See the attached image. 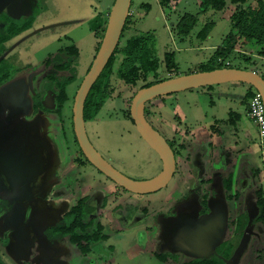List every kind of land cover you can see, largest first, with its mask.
I'll list each match as a JSON object with an SVG mask.
<instances>
[{
  "label": "flooded vegetation",
  "instance_id": "af4514ba",
  "mask_svg": "<svg viewBox=\"0 0 264 264\" xmlns=\"http://www.w3.org/2000/svg\"><path fill=\"white\" fill-rule=\"evenodd\" d=\"M56 1L0 0V78L3 79L0 89L18 82L9 94H0V264H117L114 258L122 254L126 257L125 264H228L248 228L254 231L251 240L257 238L256 232L259 239L264 237V222L258 221L259 209L250 224L249 213H240L237 205L245 196L246 209L248 207V193L251 191L248 192L245 181H240L239 176L245 170L253 173L248 170V164L242 168L237 166L238 163L231 164L224 147H219L220 153L216 152L217 155L211 158L213 154L208 156L198 146L192 150L190 159L183 158V144L174 138L175 127L170 137L171 127L164 131L150 119L149 107L153 101L146 104V119L156 132L159 133L160 129L166 133L168 139L159 134L172 149L176 161L171 181L176 173L177 180L166 197L154 201L143 198L168 188L171 181L154 193H134L114 182L87 159L75 133L73 107L78 91L70 108V129L65 127V106L69 101L67 89L78 80L80 51L75 40L67 36L68 45L56 53H47L39 68L27 69L30 64L23 61L29 53L25 45L31 44L37 35H41L38 40L44 39V43L46 39L54 38V34L44 36L43 32L57 30L59 33L64 25L74 24L62 23L59 18L47 14ZM110 11L106 16L92 17L95 36L98 41L100 39L97 53L105 36ZM43 16L47 23L36 27L38 19ZM132 16L130 10V20ZM54 39L61 41L59 37ZM70 48L76 49L75 56L64 54ZM69 61L73 63L72 72L54 73L55 62L61 66ZM70 76L75 80L66 88L68 99L59 104L58 87ZM29 83L28 95L26 85ZM130 119L141 140L157 154L141 137L132 116ZM95 120H85V123ZM68 132L76 150L65 144ZM50 150L54 151V159L55 155L59 158L53 168H49ZM157 156L163 171V161ZM70 159L75 166L71 170L67 164ZM182 163L186 166L184 170L180 169ZM223 164L231 165L232 170L227 171ZM231 176H235L236 184L229 192L224 181ZM257 191L264 197L262 187ZM252 193L255 194L254 189ZM222 196L227 202L228 220L221 238L224 233L222 221L214 224L207 218L212 212L211 201ZM232 205L235 217L231 219ZM243 215L247 216V223L240 235L237 221ZM111 238L118 239L122 246L123 241H132V244L119 252L115 244L108 243ZM247 253L250 256L246 258ZM263 261L264 251L250 252L248 246L236 264H261Z\"/></svg>",
  "mask_w": 264,
  "mask_h": 264
},
{
  "label": "rangeland",
  "instance_id": "374dc122",
  "mask_svg": "<svg viewBox=\"0 0 264 264\" xmlns=\"http://www.w3.org/2000/svg\"><path fill=\"white\" fill-rule=\"evenodd\" d=\"M87 1L57 0L54 2L49 7L47 14L59 18L62 23L72 22L74 24L64 25L59 33H57V30L43 32L44 36L53 33L54 38H61L60 42H56L54 38H49L42 43L44 39H41L42 41L38 40L41 35H37L36 38L32 39L31 44L25 45L29 53L25 56L26 58L23 57L25 58L23 61L30 64L27 69L39 68L41 66L40 61L46 57L47 53H56L59 49L68 45L67 36L75 40V44L80 51V57L77 67L78 80L67 89L69 101L65 106V127L68 130L70 129L69 114L74 95L94 61L98 42L100 41L95 36L96 26L92 21L93 12L89 10ZM114 1L96 0V3L100 4L97 8L108 13V7L114 4ZM164 1L133 0L131 6L133 16L127 26L121 46L131 37L151 33L156 37L157 50L162 61L166 52L175 53L181 75L203 72V66L209 64L211 57L216 49L221 46L225 37L234 33L231 25L233 13L239 8L256 4V0H248L246 4H233L232 0H226L227 3L223 10L214 11L209 9L205 11L202 6L205 0H169L165 7L163 6ZM146 6L151 7L150 12L147 11ZM185 15L198 18L197 25L187 38H183L177 32V25ZM45 16L38 19L36 27L44 26L47 23L45 20L43 21V19H47L44 18ZM209 23H211L210 35L206 40L201 41L199 34ZM239 52L242 54L236 55L235 60H230L227 63L228 66L232 65V67L242 70L247 68L249 71H258L259 74L264 73V58L258 55L256 44L241 41ZM243 55L251 57L256 65L254 67L247 66L242 57ZM122 59L123 57L119 55L114 67L112 76L113 97L107 100L95 121L86 123V128L95 148L116 169L132 179L147 180L162 171V163L157 154L151 151L141 140L136 128H134L130 119V106L135 94L148 80L142 77L136 86L127 85L121 77L120 64ZM222 61V59H219L217 65L223 64ZM162 76L164 78L174 77L173 74L165 71L164 65ZM249 89L250 86L240 83H226L199 88L153 101L150 103L149 111L151 112L150 119L160 129L166 131L167 127L172 128L169 134L170 137H172L173 128L175 127L174 132L176 135L174 134V138L183 144L185 151L183 158L188 157L190 159L193 156L192 150L198 148V146H200V149L202 148L201 151L207 152L208 156L213 154L211 158L214 157V154L217 155L216 152L220 153L219 147H224L229 153L231 164L238 163L239 168L248 164V170H251L254 174H250L245 170V173L239 175L240 181H245L247 189H249L248 192L251 191V194L248 193V200L250 198L257 200L259 197V191L257 190L261 187L264 189V172L262 171L260 158L262 149L259 145L258 128L245 115L247 112L245 95ZM235 114H239L240 119H237ZM200 126L202 127L198 129ZM154 127L157 128L155 125ZM160 129H158L159 133L168 139L166 133ZM68 133V142H65V144L71 150H76L72 135L70 132ZM55 159L59 160L58 156L55 155ZM72 162L71 159L69 162L67 161L69 170L75 168ZM184 165L182 163L180 169L184 170L186 168ZM210 167L208 166V168ZM223 168L227 171L232 170L229 164L228 166L224 165ZM257 171L259 175L256 174ZM176 180L177 173L168 188L155 194L146 195L143 198H145V201H154L159 197H166L171 187L174 188ZM252 189H254L255 194L252 193ZM242 194L244 195L245 192H242ZM249 196L251 197L249 198ZM244 197L237 202L240 213L247 212ZM234 210L235 207L232 205L231 219L235 217ZM255 237L257 238H253L249 243L250 252L253 250L257 252L264 251V237L262 236L259 239L257 232ZM117 241L118 239L111 238L108 243L115 244L119 252L132 244V241H128V243L123 241L121 242V244L123 243L122 246ZM249 256L250 253H247L245 257ZM114 261L117 264H125L126 257L122 254L116 259L114 258ZM261 264H264V261Z\"/></svg>",
  "mask_w": 264,
  "mask_h": 264
},
{
  "label": "water",
  "instance_id": "95a60500",
  "mask_svg": "<svg viewBox=\"0 0 264 264\" xmlns=\"http://www.w3.org/2000/svg\"><path fill=\"white\" fill-rule=\"evenodd\" d=\"M132 2L133 0L114 1L100 49L90 71L83 80L75 97L73 107L74 125L78 142L84 154L99 171L131 192L149 194L167 186L175 173L176 161L174 153L168 143L148 123L145 116L146 104L158 98H163L172 94L226 83H240L252 87L261 95L264 103V73L259 74L258 72L236 68H222L208 72H199L172 77L150 87L140 89L132 100L131 116L141 137L163 161V171L157 177L146 181H136L124 176L108 164V162L91 144L86 132L84 109L91 89L107 67L117 46L119 45L123 29L130 15ZM16 83L18 84L16 81L11 82L2 87L0 89V94H9L16 88ZM26 89H28L29 95V89H31L30 83L26 85ZM29 100L30 98L28 101ZM50 152L52 159H49V168H53V164L57 163L58 160L53 157L54 151L50 150ZM257 201L258 199L256 200L255 198H250L247 203V213H249L251 218L250 224L252 219L258 215ZM211 203H213L211 206L212 212L208 216L207 221L214 224H216L217 221H222L224 225V233H221L222 238V235L226 232L228 220L227 202L225 197L222 196L220 199L217 198L213 202L211 201ZM253 233L254 231L251 228L247 229L238 250L228 264H236L238 262L248 249Z\"/></svg>",
  "mask_w": 264,
  "mask_h": 264
},
{
  "label": "trees",
  "instance_id": "16d2710c",
  "mask_svg": "<svg viewBox=\"0 0 264 264\" xmlns=\"http://www.w3.org/2000/svg\"><path fill=\"white\" fill-rule=\"evenodd\" d=\"M247 1L248 0H232L233 4H246ZM255 2V5L251 4L247 7L239 8L233 13L231 16V25L234 33L225 37L221 46L216 49L215 53L211 57L209 64L203 66V72L222 68H234L232 65L228 66L227 63L230 60H235L236 55L239 56V54H242L239 52L241 41L256 44L258 47V55L261 58H264V0H256ZM168 3L169 0H165L163 6L165 7ZM226 3V0H205L202 6L205 8V11H208L209 9L221 11L225 8ZM146 7L148 9L147 11L150 12L151 7ZM130 21V17H128L119 45L117 46L106 69L103 71L102 75L88 95L84 113L85 120L87 122L95 120L107 100L113 97L112 76L117 57L119 55L123 57L120 64L122 70L121 77L123 81L130 86H136L142 77L148 80V82L141 88H147L168 79L162 76L163 65L165 67V71L169 74H173L174 77L181 75L175 53L166 52L162 61L157 50L156 37L151 33L131 37L123 46H121L125 31ZM197 23L198 18L196 16L185 15L177 25V32L183 38H187L194 30ZM210 32L211 23L207 24L199 34L200 40H206L209 37ZM67 51H65L64 54H77L75 48H70ZM242 57L244 58V62L247 66L254 67L256 65L255 62L252 61L251 57H245L244 55ZM219 59L223 60V64L217 65V61ZM55 65V74H57L58 71H73V63L71 61L62 64L61 66H58L55 62ZM244 70L249 69L246 68ZM2 80L3 79L0 78V83ZM74 80L75 77L70 76L58 87L60 91L59 104H64L67 101L68 98L66 88L68 85L73 83ZM255 92L256 91L252 87H250L247 91L245 95V105H247V108L249 101L253 98ZM235 117L240 119L239 114H235ZM235 184V176H231L229 179H225L224 181L225 189L229 192L233 191ZM258 194V221L264 222V197L262 193L259 192ZM237 222L238 232L241 235L247 223V216H241Z\"/></svg>",
  "mask_w": 264,
  "mask_h": 264
},
{
  "label": "built area",
  "instance_id": "2783aa9c",
  "mask_svg": "<svg viewBox=\"0 0 264 264\" xmlns=\"http://www.w3.org/2000/svg\"><path fill=\"white\" fill-rule=\"evenodd\" d=\"M246 116L258 128L259 145L262 149V171L264 172V103L258 92H255L253 98L249 101Z\"/></svg>",
  "mask_w": 264,
  "mask_h": 264
},
{
  "label": "crops",
  "instance_id": "0c3cea01",
  "mask_svg": "<svg viewBox=\"0 0 264 264\" xmlns=\"http://www.w3.org/2000/svg\"><path fill=\"white\" fill-rule=\"evenodd\" d=\"M79 1H83V0H79ZM84 4H86V3H84ZM87 4H89V10H90L91 12H93V18H94V16H96V15L106 16L107 13L102 12V10H99V9L97 8V6H99L100 4L98 5V4L96 3V0H88V1H87ZM112 6H113V4H112L110 7H108V11L111 10ZM246 113H247V112H246ZM246 113H245V115H246ZM246 117H247V116H246Z\"/></svg>",
  "mask_w": 264,
  "mask_h": 264
}]
</instances>
